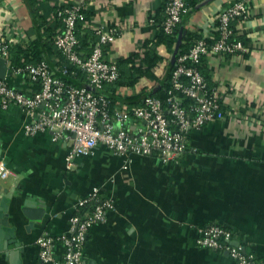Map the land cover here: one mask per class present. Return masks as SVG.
<instances>
[{
    "label": "crops",
    "instance_id": "obj_1",
    "mask_svg": "<svg viewBox=\"0 0 264 264\" xmlns=\"http://www.w3.org/2000/svg\"><path fill=\"white\" fill-rule=\"evenodd\" d=\"M61 1L0 0V36L12 48L23 49L38 39L49 40L47 27L61 26L55 17ZM232 1L195 0L181 22L183 36L212 33L215 15ZM166 2L91 0L86 6L87 22L81 23L80 34L104 26L120 29L116 40L104 48L107 59L139 61L150 49L160 57L152 76L140 78L134 86L112 91L114 83L106 85L103 93L114 96L113 102L138 105L126 98L138 95L143 101L168 83L177 57L156 43ZM251 6L252 17L237 22L235 32L247 39L249 51L205 57L210 83L227 115L195 132L191 148L177 161L120 155L100 144L92 154L78 158L76 169L70 171L67 139L55 140L49 130L28 134L25 126L30 118L23 110L0 106V152L10 170L0 188L11 195L7 226L20 242L22 264H43L37 238L67 232L76 201L95 187L113 208L89 230L87 264H237L222 251L197 244L201 229L210 224L231 229L236 240L255 253L257 264H264V0H254ZM183 36L181 44L187 45ZM47 61L56 75H63L56 52L48 51ZM4 79L27 93L40 89L38 82L14 74L9 66ZM129 128L135 130V125ZM38 204L46 212L41 222L31 225L24 208ZM9 248L17 249L14 244ZM64 251L63 244L54 247L58 260ZM0 264H10L4 251Z\"/></svg>",
    "mask_w": 264,
    "mask_h": 264
},
{
    "label": "built area",
    "instance_id": "obj_2",
    "mask_svg": "<svg viewBox=\"0 0 264 264\" xmlns=\"http://www.w3.org/2000/svg\"><path fill=\"white\" fill-rule=\"evenodd\" d=\"M90 1L62 0L55 12L61 26L53 37L66 63L85 73L86 84L78 86L65 81L45 61L13 67L12 43L0 36V57L12 72L40 84L39 90L27 93L1 79L0 106H19L30 118L25 126L28 134L49 130L55 140L67 139L66 168L70 171L76 169L78 158L92 154L100 144L120 155H155L163 162L177 161L191 148L190 139L195 132L227 115L217 89L209 87L199 64L204 56H233L249 51L242 41L232 38L236 23L252 17L254 0L232 1L215 15L212 33L204 34L187 52L178 53L166 100L149 95L135 106L113 102L103 93L106 85L120 78L118 63L104 54L105 46L120 34L118 26L98 27L95 31L99 40L89 55L83 56L78 50L77 26L87 22L86 6ZM164 12L162 29L170 35L188 14L189 6L186 0H167ZM67 72L65 65L62 73ZM130 124L135 125V130L129 128ZM8 174L10 170L1 161L0 180ZM100 193L95 187L76 201L67 232L57 236L42 234L37 238L43 264H87L84 250L89 230L104 221L113 208V202L102 198ZM81 209L84 211L77 213ZM235 240L231 229L210 224L201 229L197 244L228 252L237 264H257L255 253L240 241L235 244ZM59 243L65 247L61 260L54 255V247Z\"/></svg>",
    "mask_w": 264,
    "mask_h": 264
},
{
    "label": "trees",
    "instance_id": "obj_3",
    "mask_svg": "<svg viewBox=\"0 0 264 264\" xmlns=\"http://www.w3.org/2000/svg\"><path fill=\"white\" fill-rule=\"evenodd\" d=\"M187 5H191V4H195V0H186ZM30 3H33V0H30ZM58 8V5L55 6V9ZM54 9V10H55ZM87 17V15H86ZM163 22V21H162ZM183 24H180L178 26V28L176 29L174 34H166L163 29L162 26H160V32L157 36V44H163L166 46V48L168 49V52L170 53H174L175 52V48H176V44L178 41V35H179V31L180 28ZM57 26L53 24H50L47 29L46 32L48 33V36L50 37L49 40L43 41V40H36L31 42V44L27 47V48H22L19 45L18 46H14L11 49V62H12V66L13 67H19V66H25L26 64H38L42 61H45L49 64V62L47 61V52L51 51V52H56L57 55L60 56V60L63 62V64L60 66V71L62 72L64 66H67V74H63L62 77L65 81L72 83V84H78V86H83L85 85V83H83V81H86V75L85 73H83V71L78 70L77 68L70 66L69 64L66 63V60L64 58V56L61 54V52H59L57 50V48L55 47L54 41H53V37L57 32ZM185 29V28H184ZM82 31L81 28V23H78L77 26V35H78V39H79V47L78 50L81 53V55L83 56H87L91 53L93 47L90 49L89 45L92 42H96L97 39H99L96 31H91V32H87L84 31L83 34H80V32ZM236 32V31H235ZM202 36L199 34H194L192 32H188L183 36V40H187L188 44H181V52L185 53L187 52L191 46L193 44H195ZM233 40H242L243 43L245 45L247 44V39L242 38L241 36H235V34L233 35ZM178 56V54L176 55V57ZM205 57L204 56L201 59V62L199 64V69L202 72V74L205 76L206 80L208 81L209 87L210 88H214L215 86H213L210 83V76L206 71V61H205ZM160 60V57L155 53V50L150 49L149 52H147V54L139 59V61L135 60V58H126V59H119L118 61V65L120 68V78L118 79V81H116L114 83V87L112 88V91L117 90L119 87L121 86H134L140 78L142 77H150L152 76V67H154L157 64V61ZM143 64H146V67L143 68ZM176 67V64L174 66L171 67V73L169 75V81L167 84H165V86L161 89L158 90L156 94V97L161 98L162 100H166L167 98V91L170 87V80H171V76L172 73L174 71ZM71 76L79 78V80H73V78H70ZM98 92V91H97ZM146 95V94H145ZM149 95H154L153 92H151V94ZM146 95L145 97L149 96ZM112 100H115L114 96H109ZM127 101L131 102V103H137L139 104L140 102L142 103V100L140 98V96L135 95V96H130L126 98ZM144 100V99H143ZM186 102L188 103L189 101L186 100ZM84 211V209L78 210L77 213H82ZM243 243V242H242ZM244 245L246 246V244L244 243ZM247 248V246H246ZM252 251V250H250Z\"/></svg>",
    "mask_w": 264,
    "mask_h": 264
},
{
    "label": "water",
    "instance_id": "obj_4",
    "mask_svg": "<svg viewBox=\"0 0 264 264\" xmlns=\"http://www.w3.org/2000/svg\"><path fill=\"white\" fill-rule=\"evenodd\" d=\"M186 32V31H185ZM184 32V33H185ZM183 33L180 31L178 36L177 45L175 48L174 55L176 56L181 52L180 46L182 41ZM8 72L7 62L4 58L0 57V80L4 79ZM2 155L0 152V162L2 161ZM11 195H7V190H2L0 188V251H4L7 259L10 264H22L21 260V249L20 242L16 237V233L10 227H8V210L10 204ZM29 202H26L28 204ZM26 215L29 217L31 221V225H34L36 222H41L45 215L46 209L42 206V204H38L37 207H26L24 208ZM235 244H239L238 240L234 241ZM15 245L17 249H10V245ZM224 254H228V252H224Z\"/></svg>",
    "mask_w": 264,
    "mask_h": 264
}]
</instances>
